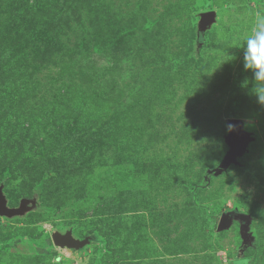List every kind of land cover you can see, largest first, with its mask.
Instances as JSON below:
<instances>
[{
  "label": "rangeland",
  "instance_id": "obj_1",
  "mask_svg": "<svg viewBox=\"0 0 264 264\" xmlns=\"http://www.w3.org/2000/svg\"><path fill=\"white\" fill-rule=\"evenodd\" d=\"M0 190V264H264V0H0Z\"/></svg>",
  "mask_w": 264,
  "mask_h": 264
},
{
  "label": "water",
  "instance_id": "obj_2",
  "mask_svg": "<svg viewBox=\"0 0 264 264\" xmlns=\"http://www.w3.org/2000/svg\"><path fill=\"white\" fill-rule=\"evenodd\" d=\"M214 19V11L203 13L200 20L201 32L208 28L209 24L213 22ZM228 127L229 133L226 136V141L229 145V150L219 171L227 169L231 164H238V157L246 150L248 143L253 139L252 134L245 130L244 122L239 118H229ZM26 202L27 200H22L18 208H9L7 206L6 198L0 190V215L12 216L21 214L27 209ZM234 217L239 218L243 222V232L247 233L248 228L250 227L251 217L245 213H224L220 217L219 226L221 228L228 227ZM52 239L56 246L71 249H81L92 241V237L90 236L78 239L71 231H67L65 234L55 232L52 234Z\"/></svg>",
  "mask_w": 264,
  "mask_h": 264
},
{
  "label": "trees",
  "instance_id": "obj_3",
  "mask_svg": "<svg viewBox=\"0 0 264 264\" xmlns=\"http://www.w3.org/2000/svg\"><path fill=\"white\" fill-rule=\"evenodd\" d=\"M238 109H239V105L230 107V109L228 110V114H227L228 118H237L238 117ZM216 171L217 170H209L206 173V176H205V179H204L203 183L200 184L199 186H205V185H207L209 183V179L211 178L212 175H214L216 173ZM94 235H95V238L94 239L101 240L97 236V233H95Z\"/></svg>",
  "mask_w": 264,
  "mask_h": 264
}]
</instances>
